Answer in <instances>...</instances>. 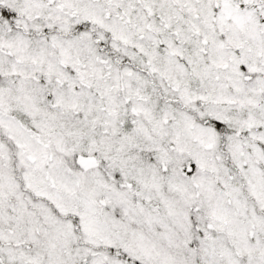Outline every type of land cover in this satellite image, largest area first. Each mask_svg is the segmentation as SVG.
Segmentation results:
<instances>
[{
    "label": "snow or ice",
    "instance_id": "1",
    "mask_svg": "<svg viewBox=\"0 0 264 264\" xmlns=\"http://www.w3.org/2000/svg\"><path fill=\"white\" fill-rule=\"evenodd\" d=\"M0 264H264V0H0Z\"/></svg>",
    "mask_w": 264,
    "mask_h": 264
}]
</instances>
